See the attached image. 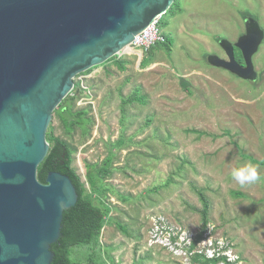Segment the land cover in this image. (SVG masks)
<instances>
[{"label": "rangeland", "instance_id": "374dc122", "mask_svg": "<svg viewBox=\"0 0 264 264\" xmlns=\"http://www.w3.org/2000/svg\"><path fill=\"white\" fill-rule=\"evenodd\" d=\"M175 10L160 24L174 39L170 53L155 49L145 67V52L126 54L125 71L110 63L108 71L100 65L75 78L82 87L75 109L88 108L94 120L87 137L80 129L66 135L55 113L50 125L76 147L74 166L85 181V161L101 162L110 142L126 138L111 148L108 183L131 199L109 193L107 201L128 235L114 219L101 235L116 264H193L187 248L203 226L194 186L210 201L196 249L212 256L217 241L229 245L222 254L235 264H264V165L240 155L264 160V40L253 56L255 81L208 61L210 54L226 58L219 41L244 33L245 13L264 30V0H178ZM135 93L145 101L123 113L122 99ZM248 165L259 179L241 187L232 172Z\"/></svg>", "mask_w": 264, "mask_h": 264}, {"label": "water", "instance_id": "95a60500", "mask_svg": "<svg viewBox=\"0 0 264 264\" xmlns=\"http://www.w3.org/2000/svg\"><path fill=\"white\" fill-rule=\"evenodd\" d=\"M174 2L0 0V264L53 263L64 210L79 196L67 174L38 177L54 111L78 74L132 53L136 35ZM263 40L264 30L249 16L236 41L220 39L226 58L210 54L208 61L255 81L253 56Z\"/></svg>", "mask_w": 264, "mask_h": 264}, {"label": "trees", "instance_id": "16d2710c", "mask_svg": "<svg viewBox=\"0 0 264 264\" xmlns=\"http://www.w3.org/2000/svg\"><path fill=\"white\" fill-rule=\"evenodd\" d=\"M177 3L178 0H175L167 13L159 19V25L164 16H173L175 14V5ZM248 16L249 15L245 13L244 19ZM164 35V41L152 45L145 52V56L141 62L142 67L149 65L153 61V52L155 49L163 48L168 53L172 51L174 39L167 33H164ZM124 56L125 55H115L102 65L105 66L107 71V67L110 63L116 65L121 71H125L127 66ZM235 58L238 62L244 64L243 54L238 48H235ZM93 68L77 76L89 73ZM181 83L185 88L189 87V80L187 78L181 77ZM81 89V83H75L73 90L62 100L54 111L66 135H72L76 130L80 129L82 136L87 137L91 131V125L94 120L90 115V110L86 107L75 109V100ZM133 101L144 102L145 99L138 93L123 98L121 106L123 113H125L126 105ZM47 140L50 143V149L39 165V179L45 182L49 171H60L70 176L79 194L76 204L64 210L61 235L58 241L51 245V249L54 252L52 264H116L114 256L111 254L112 246L103 244L101 242V235L107 220L110 219H114L116 226H118L124 234L128 235L126 224L118 219L112 218L114 206L111 202L107 201L109 193L118 194L123 201L131 199V196L121 194L112 184L108 183L109 178L115 172L114 161L117 154L111 148L124 145L126 138L123 135L115 142H110L108 155L101 162L85 161L86 181L83 180L81 174L78 173L77 168L74 166L76 147L73 146L67 138L56 135L52 125L48 128ZM130 140H132V138H130ZM240 155L242 158L248 159L253 163L264 165V160H259L253 155L244 152L242 149H240ZM170 180L171 178L169 181ZM194 189L201 203L199 212L203 220V226L202 230L191 240L187 248L191 262L193 264H235L228 260L226 254H222L226 252L229 245H224L219 248L220 243L215 241L217 250L214 247L212 256H208L205 252L206 250L198 251L196 249L197 244L203 239V234L207 229L210 201L205 194L204 188H197L194 186ZM233 193L240 195L238 192Z\"/></svg>", "mask_w": 264, "mask_h": 264}, {"label": "built area", "instance_id": "2783aa9c", "mask_svg": "<svg viewBox=\"0 0 264 264\" xmlns=\"http://www.w3.org/2000/svg\"><path fill=\"white\" fill-rule=\"evenodd\" d=\"M164 40L165 35L160 28L159 20H155L136 35L129 47V50L132 52L130 54L135 53L142 58L144 52L152 45Z\"/></svg>", "mask_w": 264, "mask_h": 264}, {"label": "clouds", "instance_id": "9594fccd", "mask_svg": "<svg viewBox=\"0 0 264 264\" xmlns=\"http://www.w3.org/2000/svg\"><path fill=\"white\" fill-rule=\"evenodd\" d=\"M232 176L240 184L241 187L256 182L259 179L257 168L252 165L234 170L232 172Z\"/></svg>", "mask_w": 264, "mask_h": 264}, {"label": "crops", "instance_id": "0c3cea01", "mask_svg": "<svg viewBox=\"0 0 264 264\" xmlns=\"http://www.w3.org/2000/svg\"><path fill=\"white\" fill-rule=\"evenodd\" d=\"M76 251V250H75Z\"/></svg>", "mask_w": 264, "mask_h": 264}, {"label": "flooded vegetation", "instance_id": "af4514ba", "mask_svg": "<svg viewBox=\"0 0 264 264\" xmlns=\"http://www.w3.org/2000/svg\"><path fill=\"white\" fill-rule=\"evenodd\" d=\"M237 48V47H236Z\"/></svg>", "mask_w": 264, "mask_h": 264}]
</instances>
